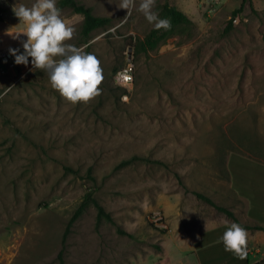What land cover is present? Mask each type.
Segmentation results:
<instances>
[{
  "label": "rangeland",
  "instance_id": "rangeland-1",
  "mask_svg": "<svg viewBox=\"0 0 264 264\" xmlns=\"http://www.w3.org/2000/svg\"><path fill=\"white\" fill-rule=\"evenodd\" d=\"M77 1L111 21L84 37L83 16L60 8L75 28L68 43L95 54L104 75L99 96L73 105L31 58L17 65L2 53L3 42L22 53L12 7L34 0H0V264H60L88 196L130 235L98 223L90 204L66 264H193L181 240L199 231L203 245L227 230L201 229L215 210L195 192L225 200L231 150L259 153L264 139V0H156L160 18L169 2L193 21L173 34L146 20L140 0L127 18L121 0ZM152 34L158 45L140 50ZM129 63L133 84H119Z\"/></svg>",
  "mask_w": 264,
  "mask_h": 264
},
{
  "label": "clouds",
  "instance_id": "clouds-1",
  "mask_svg": "<svg viewBox=\"0 0 264 264\" xmlns=\"http://www.w3.org/2000/svg\"><path fill=\"white\" fill-rule=\"evenodd\" d=\"M155 5L156 0H140L138 11L156 30H171V20L160 18L153 11ZM135 7L136 0H121L119 5V8L127 10L125 18ZM12 11L25 27L23 31L10 35L14 40H19L21 35L27 38L21 41L23 53L9 48L17 65L27 66L31 58L33 69L46 72L51 87L73 105L89 103L101 94L100 86L104 80L102 62L95 54L86 52L84 47L68 43L74 38L75 28L62 18L57 0H34L30 7L14 4ZM132 79L131 75L126 77L128 81ZM221 240L225 251L241 260L248 257V232L240 224L232 223Z\"/></svg>",
  "mask_w": 264,
  "mask_h": 264
},
{
  "label": "crops",
  "instance_id": "crops-1",
  "mask_svg": "<svg viewBox=\"0 0 264 264\" xmlns=\"http://www.w3.org/2000/svg\"><path fill=\"white\" fill-rule=\"evenodd\" d=\"M23 51L22 49V53ZM260 142L259 153L249 151L250 148L231 150L227 161L229 180L226 183V199L214 201L211 198L216 205L233 212L240 223L247 226L245 229L248 232V257L241 260L233 253L225 251L218 236V240L213 239L202 245L205 235H200L198 231L187 241L181 240V248L190 256L187 258L196 261L193 264H264V230L257 228L264 226V139ZM211 206L215 210L212 212L214 222L201 229L215 227L214 230L217 231L221 227L228 228L232 223H236L225 212L212 204Z\"/></svg>",
  "mask_w": 264,
  "mask_h": 264
},
{
  "label": "trees",
  "instance_id": "trees-1",
  "mask_svg": "<svg viewBox=\"0 0 264 264\" xmlns=\"http://www.w3.org/2000/svg\"><path fill=\"white\" fill-rule=\"evenodd\" d=\"M245 1L246 0H243V3ZM58 6H59V8L71 7L74 10V12L79 13L83 16L82 35L84 37L89 36L97 28L106 26L111 21L110 17L99 16V15L94 14L90 7L78 2L77 0H58ZM242 7H243V4L239 9H237L233 12V16H235L238 12H241ZM163 8H164L163 18L170 19L171 24H172L171 30H167V31L165 30L164 34H173L180 27L192 24L193 21L189 18V16L187 14H185L184 12H182L176 6L170 4L169 2H166L164 4ZM2 20H3V9L0 6V21H2ZM232 27H233V21L230 20L226 31H228ZM158 43H159V37L152 34V35L148 36L145 40L140 41V43H139L140 48L139 49L140 50H141V48H143L144 50L154 49L158 45ZM136 158H137V156L134 155L130 158L122 160L121 164L122 165L127 164L128 162L133 161ZM156 162H161V161L157 160ZM65 169L68 171H71V172H75V173L77 172L70 165H65ZM195 194L199 198H202L205 201L209 202L210 204L214 205L220 211L225 212V214L229 218L233 219L234 222L240 224L243 228H247V226L240 223V221L234 216L233 212H231L230 210L226 209L225 207H221V206L216 205L210 197H208V196H206L200 192H195ZM90 204H94L97 207L98 223H100L103 219H106L109 222L116 224L118 226L117 229L120 233L130 235L127 231L122 229V227L114 220L111 213L106 211L104 206L101 205L96 198L88 196L80 204V206L75 210V212L73 213L72 217L70 218L68 226L64 232L61 249L59 250L58 255H57V258H58L60 264H66V261H65L66 241H67V238L71 232V227L74 224V222L79 218V216H81V214L84 212V210ZM257 228L264 230V226H258Z\"/></svg>",
  "mask_w": 264,
  "mask_h": 264
},
{
  "label": "built area",
  "instance_id": "built-area-1",
  "mask_svg": "<svg viewBox=\"0 0 264 264\" xmlns=\"http://www.w3.org/2000/svg\"><path fill=\"white\" fill-rule=\"evenodd\" d=\"M128 75H131L133 77L131 81L126 80V77ZM133 81H134L133 65L132 63H129L126 67L122 68L117 73V82L123 85H131L133 84Z\"/></svg>",
  "mask_w": 264,
  "mask_h": 264
},
{
  "label": "bare ground",
  "instance_id": "bare-ground-1",
  "mask_svg": "<svg viewBox=\"0 0 264 264\" xmlns=\"http://www.w3.org/2000/svg\"><path fill=\"white\" fill-rule=\"evenodd\" d=\"M1 48H2V53L3 54H10L9 53V48H14V46L6 44V43L3 42L2 45H1Z\"/></svg>",
  "mask_w": 264,
  "mask_h": 264
}]
</instances>
